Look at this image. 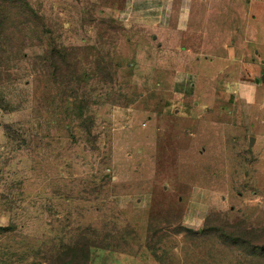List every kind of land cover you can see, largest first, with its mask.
I'll use <instances>...</instances> for the list:
<instances>
[{"label": "rangeland", "instance_id": "1", "mask_svg": "<svg viewBox=\"0 0 264 264\" xmlns=\"http://www.w3.org/2000/svg\"><path fill=\"white\" fill-rule=\"evenodd\" d=\"M143 5L0 0V264H264L259 21Z\"/></svg>", "mask_w": 264, "mask_h": 264}, {"label": "crops", "instance_id": "2", "mask_svg": "<svg viewBox=\"0 0 264 264\" xmlns=\"http://www.w3.org/2000/svg\"><path fill=\"white\" fill-rule=\"evenodd\" d=\"M137 1L147 4L140 8L139 18L145 20V25L155 29L156 33L166 40L168 35L180 34L178 22L184 17L186 8L195 10L204 0H132L133 3ZM248 7L251 15L255 16L253 19L259 21L255 24L254 35L258 37L261 35L264 45V3L248 0ZM256 81L258 82V79Z\"/></svg>", "mask_w": 264, "mask_h": 264}, {"label": "trees", "instance_id": "3", "mask_svg": "<svg viewBox=\"0 0 264 264\" xmlns=\"http://www.w3.org/2000/svg\"><path fill=\"white\" fill-rule=\"evenodd\" d=\"M4 182V181H3ZM3 182H1L0 187L3 186ZM0 201L6 204L9 200L8 196L4 193L0 194ZM9 203V202H8ZM9 213V221L11 222L9 225H3L0 224V235L10 234L13 232V230L16 228V225L14 223V213L12 208L7 211Z\"/></svg>", "mask_w": 264, "mask_h": 264}, {"label": "water", "instance_id": "4", "mask_svg": "<svg viewBox=\"0 0 264 264\" xmlns=\"http://www.w3.org/2000/svg\"><path fill=\"white\" fill-rule=\"evenodd\" d=\"M261 81L264 83V74L261 76ZM254 140V137L251 138V141Z\"/></svg>", "mask_w": 264, "mask_h": 264}, {"label": "built area", "instance_id": "5", "mask_svg": "<svg viewBox=\"0 0 264 264\" xmlns=\"http://www.w3.org/2000/svg\"><path fill=\"white\" fill-rule=\"evenodd\" d=\"M255 1H258V2H262V3H264V0H255Z\"/></svg>", "mask_w": 264, "mask_h": 264}]
</instances>
